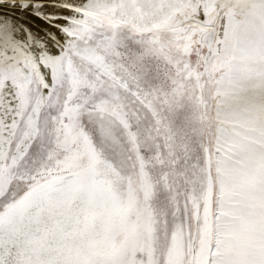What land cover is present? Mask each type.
I'll list each match as a JSON object with an SVG mask.
<instances>
[{
	"label": "snow or ice",
	"instance_id": "6c2138e0",
	"mask_svg": "<svg viewBox=\"0 0 264 264\" xmlns=\"http://www.w3.org/2000/svg\"><path fill=\"white\" fill-rule=\"evenodd\" d=\"M0 264H264V0H0Z\"/></svg>",
	"mask_w": 264,
	"mask_h": 264
}]
</instances>
